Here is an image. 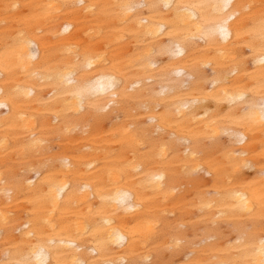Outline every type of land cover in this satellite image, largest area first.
I'll return each mask as SVG.
<instances>
[{
    "label": "bare ground",
    "instance_id": "bare-ground-1",
    "mask_svg": "<svg viewBox=\"0 0 264 264\" xmlns=\"http://www.w3.org/2000/svg\"><path fill=\"white\" fill-rule=\"evenodd\" d=\"M0 264H264V0H0Z\"/></svg>",
    "mask_w": 264,
    "mask_h": 264
}]
</instances>
